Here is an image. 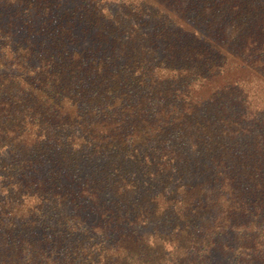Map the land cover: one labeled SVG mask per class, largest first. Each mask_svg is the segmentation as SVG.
I'll return each mask as SVG.
<instances>
[{"label":"trees","instance_id":"1","mask_svg":"<svg viewBox=\"0 0 264 264\" xmlns=\"http://www.w3.org/2000/svg\"><path fill=\"white\" fill-rule=\"evenodd\" d=\"M0 264H264V0H0Z\"/></svg>","mask_w":264,"mask_h":264},{"label":"rangeland","instance_id":"2","mask_svg":"<svg viewBox=\"0 0 264 264\" xmlns=\"http://www.w3.org/2000/svg\"><path fill=\"white\" fill-rule=\"evenodd\" d=\"M90 205V204H89ZM91 206V205H90ZM88 211V210H87ZM90 216H91V218H96V214L95 213H93V212H90ZM219 257V256H218Z\"/></svg>","mask_w":264,"mask_h":264}]
</instances>
